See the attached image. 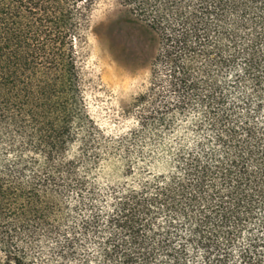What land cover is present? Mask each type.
<instances>
[{
    "label": "trees",
    "instance_id": "obj_1",
    "mask_svg": "<svg viewBox=\"0 0 264 264\" xmlns=\"http://www.w3.org/2000/svg\"><path fill=\"white\" fill-rule=\"evenodd\" d=\"M122 1L158 46L130 139L194 106L213 143L178 150L167 172L135 185L95 184L89 167L104 143L77 44L95 0H0V254L12 264H264V137L227 106L247 82L242 103L261 110L264 0Z\"/></svg>",
    "mask_w": 264,
    "mask_h": 264
},
{
    "label": "rangeland",
    "instance_id": "obj_2",
    "mask_svg": "<svg viewBox=\"0 0 264 264\" xmlns=\"http://www.w3.org/2000/svg\"><path fill=\"white\" fill-rule=\"evenodd\" d=\"M148 26L122 0H95L77 40L87 111L104 143L97 148L100 160L90 165L89 176L104 189L132 186L164 174L178 150L198 151L199 142L213 138L207 122L199 126V110L193 106L176 113L171 128L149 130L130 139L138 129L133 105L140 96L151 95L152 68L158 52L157 38ZM239 70L240 65L233 73ZM262 91L260 111L254 98L247 105L242 103L240 94H251V83H241L234 93L231 91L227 102L241 122L248 120L255 126L256 141L262 134L264 137V85ZM210 144L207 149L214 148ZM262 159L264 163V153ZM262 167L264 171V164ZM0 264L12 263L0 254Z\"/></svg>",
    "mask_w": 264,
    "mask_h": 264
}]
</instances>
